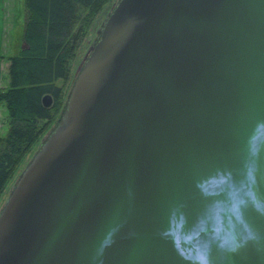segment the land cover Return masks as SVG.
<instances>
[{
	"label": "water",
	"instance_id": "95a60500",
	"mask_svg": "<svg viewBox=\"0 0 264 264\" xmlns=\"http://www.w3.org/2000/svg\"><path fill=\"white\" fill-rule=\"evenodd\" d=\"M0 264H264V0H119Z\"/></svg>",
	"mask_w": 264,
	"mask_h": 264
},
{
	"label": "trees",
	"instance_id": "16d2710c",
	"mask_svg": "<svg viewBox=\"0 0 264 264\" xmlns=\"http://www.w3.org/2000/svg\"><path fill=\"white\" fill-rule=\"evenodd\" d=\"M113 0H24V46L0 87L9 131L0 135V194L14 169L67 105L66 83L87 30ZM53 96L46 106L43 97ZM66 95V96H65Z\"/></svg>",
	"mask_w": 264,
	"mask_h": 264
},
{
	"label": "rangeland",
	"instance_id": "374dc122",
	"mask_svg": "<svg viewBox=\"0 0 264 264\" xmlns=\"http://www.w3.org/2000/svg\"><path fill=\"white\" fill-rule=\"evenodd\" d=\"M119 0H113L110 4H107L105 9L101 12L99 17L95 20L94 24L87 30L86 36H84L82 40V44L80 48L78 49V52L73 59L72 62V75L69 79V82L66 83V99L68 101V97L71 93L72 87L76 81V78L78 76V73L80 72L85 60L91 53L92 49L94 48L96 42L98 41L102 29L105 25V22L107 21L108 17L114 10L116 4ZM26 20V19H25ZM15 52V51H12ZM17 53L19 52L16 51ZM15 53V54H17ZM0 75L3 78L4 84H9V76H8V67L6 65L5 60L0 59ZM3 104V103H1ZM67 106V105H66ZM6 109V114H8L7 107L4 106ZM62 116V115H61ZM61 116L56 118L55 121L52 122L51 125L45 130V132L42 134L41 138L35 142L29 152L22 158L20 163L16 166L14 169L11 177L9 178L7 184L5 185L4 190L0 194V213L3 209L4 205L6 204L9 196L11 195L13 189L15 188L19 178L21 177L24 169L27 167V165L31 162L36 152L41 148L44 141L47 140L49 134L54 130V128L58 125V123L61 121ZM9 131V124L6 121L4 127L0 128V135H6Z\"/></svg>",
	"mask_w": 264,
	"mask_h": 264
},
{
	"label": "crops",
	"instance_id": "0c3cea01",
	"mask_svg": "<svg viewBox=\"0 0 264 264\" xmlns=\"http://www.w3.org/2000/svg\"><path fill=\"white\" fill-rule=\"evenodd\" d=\"M26 19L24 0H0V59L9 65V57L24 46V24ZM15 51V52H12ZM7 86L0 75V87ZM0 103V128L4 127L7 114Z\"/></svg>",
	"mask_w": 264,
	"mask_h": 264
}]
</instances>
